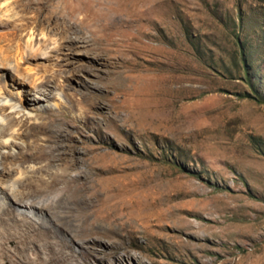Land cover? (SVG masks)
<instances>
[{"label":"rangeland","instance_id":"rangeland-1","mask_svg":"<svg viewBox=\"0 0 264 264\" xmlns=\"http://www.w3.org/2000/svg\"><path fill=\"white\" fill-rule=\"evenodd\" d=\"M2 57L67 264H264V0H0Z\"/></svg>","mask_w":264,"mask_h":264},{"label":"bare ground","instance_id":"bare-ground-1","mask_svg":"<svg viewBox=\"0 0 264 264\" xmlns=\"http://www.w3.org/2000/svg\"><path fill=\"white\" fill-rule=\"evenodd\" d=\"M6 60L4 57L0 59V68L11 71L14 69L13 63H17L19 59L5 63ZM5 74L6 71L0 75ZM24 105L21 104L19 108L16 103L8 104L7 99L0 104V115H4L3 120H0V264H24V250L26 254H47L45 257L39 256V260L31 264H67L73 253L61 233L65 226L58 224L61 232L51 227L47 211L60 204L59 197L40 202L36 197L44 196L46 188L35 187L36 184L32 182L33 187L24 189V178L36 175L32 166L24 167V146L19 147L16 152L1 150L12 148L16 145L17 138H21L20 128H13L24 117ZM65 179L66 187L69 188L74 180L68 176ZM60 213L62 211L59 207L56 208L54 214ZM9 241L14 242L12 247L8 245ZM59 245L63 253L52 254ZM30 260L31 258L28 261Z\"/></svg>","mask_w":264,"mask_h":264},{"label":"trees","instance_id":"trees-1","mask_svg":"<svg viewBox=\"0 0 264 264\" xmlns=\"http://www.w3.org/2000/svg\"><path fill=\"white\" fill-rule=\"evenodd\" d=\"M254 99H258V98H256V96H252Z\"/></svg>","mask_w":264,"mask_h":264}]
</instances>
